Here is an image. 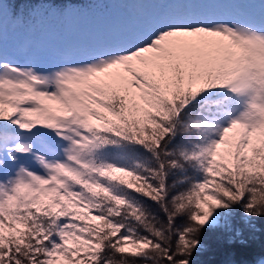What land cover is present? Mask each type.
Returning a JSON list of instances; mask_svg holds the SVG:
<instances>
[{
  "label": "snow or ice",
  "instance_id": "1",
  "mask_svg": "<svg viewBox=\"0 0 264 264\" xmlns=\"http://www.w3.org/2000/svg\"><path fill=\"white\" fill-rule=\"evenodd\" d=\"M238 212L264 217V22L51 64L0 42V264H193Z\"/></svg>",
  "mask_w": 264,
  "mask_h": 264
},
{
  "label": "rangeland",
  "instance_id": "2",
  "mask_svg": "<svg viewBox=\"0 0 264 264\" xmlns=\"http://www.w3.org/2000/svg\"><path fill=\"white\" fill-rule=\"evenodd\" d=\"M210 6L217 12L214 17ZM41 9L35 14H41L39 24L23 15L27 20L21 22L0 0V42L6 57L40 64L75 61L135 42L148 28L168 22H264V0H93L66 8L61 16L50 4Z\"/></svg>",
  "mask_w": 264,
  "mask_h": 264
},
{
  "label": "trees",
  "instance_id": "3",
  "mask_svg": "<svg viewBox=\"0 0 264 264\" xmlns=\"http://www.w3.org/2000/svg\"><path fill=\"white\" fill-rule=\"evenodd\" d=\"M88 0H4L12 15L31 18L33 11L51 5L57 11L68 5L86 4ZM8 10V9H7ZM240 234L237 235L236 233ZM202 248L194 254L193 264H255L264 258V217L245 223L241 213L231 221L230 228H205Z\"/></svg>",
  "mask_w": 264,
  "mask_h": 264
},
{
  "label": "water",
  "instance_id": "4",
  "mask_svg": "<svg viewBox=\"0 0 264 264\" xmlns=\"http://www.w3.org/2000/svg\"><path fill=\"white\" fill-rule=\"evenodd\" d=\"M255 264H264V258H260Z\"/></svg>",
  "mask_w": 264,
  "mask_h": 264
}]
</instances>
